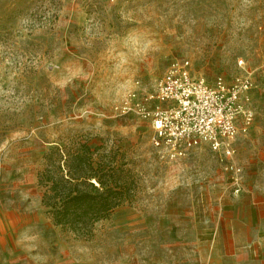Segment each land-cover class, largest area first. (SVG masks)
I'll return each mask as SVG.
<instances>
[{"label": "rangeland", "instance_id": "obj_1", "mask_svg": "<svg viewBox=\"0 0 264 264\" xmlns=\"http://www.w3.org/2000/svg\"><path fill=\"white\" fill-rule=\"evenodd\" d=\"M176 59L254 80L231 157L171 159L148 120L116 113ZM72 133L120 146L142 179L89 240L52 223L37 185ZM0 264H264V0H0Z\"/></svg>", "mask_w": 264, "mask_h": 264}, {"label": "built area", "instance_id": "obj_2", "mask_svg": "<svg viewBox=\"0 0 264 264\" xmlns=\"http://www.w3.org/2000/svg\"><path fill=\"white\" fill-rule=\"evenodd\" d=\"M254 86L248 73L238 74L232 81L219 75L209 83L193 73L187 59H176L149 93L138 97L132 90L115 109L119 115L133 113L148 120L154 146L171 159L203 144L229 158L235 140L253 126Z\"/></svg>", "mask_w": 264, "mask_h": 264}, {"label": "trees", "instance_id": "obj_3", "mask_svg": "<svg viewBox=\"0 0 264 264\" xmlns=\"http://www.w3.org/2000/svg\"><path fill=\"white\" fill-rule=\"evenodd\" d=\"M36 177L45 214L79 240L91 239L116 208L135 204L142 182L126 150L104 139L94 145L83 133L48 145Z\"/></svg>", "mask_w": 264, "mask_h": 264}]
</instances>
